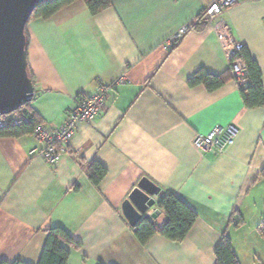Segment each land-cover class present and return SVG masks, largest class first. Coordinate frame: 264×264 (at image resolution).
I'll list each match as a JSON object with an SVG mask.
<instances>
[{"label":"crops","instance_id":"1","mask_svg":"<svg viewBox=\"0 0 264 264\" xmlns=\"http://www.w3.org/2000/svg\"><path fill=\"white\" fill-rule=\"evenodd\" d=\"M208 5L113 0L94 16L81 0L29 23L36 92L28 109L39 124L58 127L79 98L101 85L111 89L56 167L31 156L39 147L33 134L0 138V263L39 264L47 230L61 227L80 244L65 246L68 264H215L225 232L264 222V108L245 106L211 28L195 27L167 48L181 29L199 24ZM225 18L258 64L264 87V0H243ZM202 71L225 76V83L214 90L191 84ZM230 125L238 135L225 154L194 147L197 135ZM93 162L107 169L99 186L89 178ZM143 179L198 215L183 243L157 235L142 246L135 237L122 206ZM152 219L159 227L165 221L161 211Z\"/></svg>","mask_w":264,"mask_h":264},{"label":"trees","instance_id":"2","mask_svg":"<svg viewBox=\"0 0 264 264\" xmlns=\"http://www.w3.org/2000/svg\"><path fill=\"white\" fill-rule=\"evenodd\" d=\"M81 0H51L41 5L34 13L33 19H50L64 8ZM92 15H98L109 9L113 5V0H82ZM199 24L194 26V29L205 28L207 23L199 16ZM28 23V25H29ZM27 25V27H28ZM27 51L29 48V37L27 34ZM196 27V28H195ZM247 65V76L252 83V86L247 90L242 91L245 106L250 109L264 108V87L262 83V72L258 64L251 58L246 48L239 55ZM29 76L33 80V76L28 68ZM230 75H232L229 69ZM234 78V77H233ZM225 76H213L204 71L199 72L191 79V84H203L210 90L217 89L225 83ZM30 104L25 107L26 112L31 117V123L17 127H11L0 130V138L19 139L33 134L34 128L39 125L36 115L29 111ZM88 174L91 182L95 186H99L107 176V169L97 162H93L88 168ZM157 209L161 211L165 217V221L161 227L156 224L153 219L142 220L135 228L133 233L142 246H147L150 241L157 235L165 239L181 244L183 243L193 226L198 220V215L186 203L173 194L163 193L162 198L157 204ZM235 220L231 219L230 224H235ZM243 224L240 220L235 224L237 228ZM259 234L264 239V222L257 228ZM48 239L39 264H68L71 253L65 246L79 248L80 244L76 242L71 235L61 227H54L47 230ZM215 264H241L237 253L233 247V242L225 232L223 238L215 251ZM0 264H27L22 261L14 263L2 262Z\"/></svg>","mask_w":264,"mask_h":264},{"label":"built area","instance_id":"3","mask_svg":"<svg viewBox=\"0 0 264 264\" xmlns=\"http://www.w3.org/2000/svg\"><path fill=\"white\" fill-rule=\"evenodd\" d=\"M241 1L243 0H209V5L201 14V18L207 23V27L215 32L217 41L229 61V69L237 85L240 89L247 90L252 83L247 76L245 61L239 57L245 47L234 38L232 29L225 18L227 11ZM193 30V24L181 29L168 40L167 48H174L184 35ZM124 82L122 78L118 84ZM110 89L108 85H101L92 96L79 98L77 105L67 114L64 123L58 127L37 125L33 135L39 147L31 151V156L40 157L51 167H56L69 153V147L78 127L91 125L97 119L101 108L109 100ZM26 111V108H21L10 115L0 117V130L30 124L31 117ZM237 135V129L232 125L216 127L207 135H197L193 145L204 155L218 157L226 153ZM155 213L156 209H150L145 217L152 219Z\"/></svg>","mask_w":264,"mask_h":264},{"label":"water","instance_id":"4","mask_svg":"<svg viewBox=\"0 0 264 264\" xmlns=\"http://www.w3.org/2000/svg\"><path fill=\"white\" fill-rule=\"evenodd\" d=\"M48 1L51 0H0V117L34 100L36 91L28 71L26 27L35 11ZM162 196L159 187L143 179L122 206L130 226L135 228L147 219L145 215Z\"/></svg>","mask_w":264,"mask_h":264},{"label":"rangeland","instance_id":"5","mask_svg":"<svg viewBox=\"0 0 264 264\" xmlns=\"http://www.w3.org/2000/svg\"><path fill=\"white\" fill-rule=\"evenodd\" d=\"M228 236L242 264H264V239L251 221L240 232L233 231Z\"/></svg>","mask_w":264,"mask_h":264}]
</instances>
